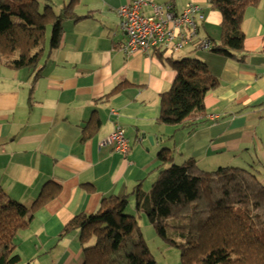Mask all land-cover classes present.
I'll return each mask as SVG.
<instances>
[{"label": "crops", "instance_id": "obj_1", "mask_svg": "<svg viewBox=\"0 0 264 264\" xmlns=\"http://www.w3.org/2000/svg\"><path fill=\"white\" fill-rule=\"evenodd\" d=\"M131 1L82 0L76 12L90 17L65 21L61 45L45 44L37 67L16 70L0 61V187L27 206L45 187L56 192L17 233L24 262L83 264L80 233L63 235L65 226L81 213H96L105 198L130 194L139 184L148 190L163 148L178 164L191 159L207 172L242 167L264 180V0L245 11L243 61L194 45L162 59L125 54L128 37L118 28L117 11ZM148 1L172 3L177 13L198 5L199 37L220 43L222 14L209 0ZM170 56L198 58L220 81L205 98L206 122L192 132L156 124L161 95L175 81ZM117 125L129 140L127 155L104 144Z\"/></svg>", "mask_w": 264, "mask_h": 264}, {"label": "trees", "instance_id": "obj_2", "mask_svg": "<svg viewBox=\"0 0 264 264\" xmlns=\"http://www.w3.org/2000/svg\"><path fill=\"white\" fill-rule=\"evenodd\" d=\"M263 0H209L222 14L221 41L211 51L237 61L244 51L241 26L245 11ZM70 2L56 13L48 4L40 12L39 0H0V61L13 69L35 68L49 48L61 45L67 20L82 21ZM196 47V45H194ZM174 52L159 49L164 58ZM176 76L172 88L161 95L159 126L190 132L206 122L205 98L220 81L198 58L168 59ZM95 128L100 122L93 120ZM157 176L149 191L141 184L125 196L102 200L93 214L81 213L64 228L63 235L78 230L84 251L83 264H157L137 216L127 215L130 197L138 214H145L158 236L181 252V264H264V180L251 169L220 167L207 172L193 160L174 162L173 151L163 148ZM45 187L31 206L13 200L0 187V264L23 262L15 242L17 233L30 227L36 213L55 195Z\"/></svg>", "mask_w": 264, "mask_h": 264}, {"label": "built area", "instance_id": "obj_3", "mask_svg": "<svg viewBox=\"0 0 264 264\" xmlns=\"http://www.w3.org/2000/svg\"><path fill=\"white\" fill-rule=\"evenodd\" d=\"M147 6L152 10L150 13L144 12ZM117 13L118 28L128 37L122 45V51L127 55L139 51L154 54L159 49L175 52L188 45H196L200 51L209 52L214 47L212 39L199 37L204 16L196 4H189L183 12L177 13L172 3L156 5L148 0H132L122 5ZM210 118L215 120L218 117ZM104 144L111 145L114 151L123 155L131 150L125 130L120 125L115 127Z\"/></svg>", "mask_w": 264, "mask_h": 264}, {"label": "rangeland", "instance_id": "obj_4", "mask_svg": "<svg viewBox=\"0 0 264 264\" xmlns=\"http://www.w3.org/2000/svg\"><path fill=\"white\" fill-rule=\"evenodd\" d=\"M70 0H39L40 12H44L45 5L51 6L56 13H59L63 7H65ZM81 11V9H80ZM52 26H49L46 34V44L48 45ZM181 55L178 57L180 58ZM151 187L146 190L149 191ZM127 215L137 216L140 232L143 235L148 248L150 249L153 257L155 258L157 264H181V252L177 247L167 244L162 238H160L155 230V228L149 222L147 216L143 213L141 216L136 210V200L131 198L129 206L125 212ZM24 262V261H23Z\"/></svg>", "mask_w": 264, "mask_h": 264}, {"label": "water", "instance_id": "obj_5", "mask_svg": "<svg viewBox=\"0 0 264 264\" xmlns=\"http://www.w3.org/2000/svg\"><path fill=\"white\" fill-rule=\"evenodd\" d=\"M153 140V137L152 138H150V141H152ZM153 143V142H152Z\"/></svg>", "mask_w": 264, "mask_h": 264}]
</instances>
